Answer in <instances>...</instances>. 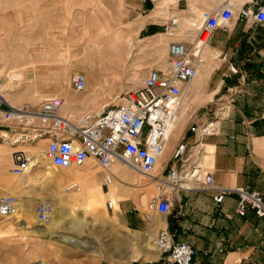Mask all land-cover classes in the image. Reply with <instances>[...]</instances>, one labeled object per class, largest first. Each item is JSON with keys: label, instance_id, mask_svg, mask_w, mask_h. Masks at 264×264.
<instances>
[{"label": "crops", "instance_id": "obj_1", "mask_svg": "<svg viewBox=\"0 0 264 264\" xmlns=\"http://www.w3.org/2000/svg\"><path fill=\"white\" fill-rule=\"evenodd\" d=\"M0 1L3 12L0 60L4 61V66L0 68L14 67L17 57L28 58V62L20 67H26L28 71L27 68L34 66V79L24 88L29 91L22 99L28 98L29 101L23 102L33 101L36 96H39L38 102L30 103L59 97L64 101L63 112L74 108L67 113L70 116L84 108L92 114L97 109V102L90 93L83 95L88 102L86 99L77 102L79 92H75L71 84L75 72L81 71L86 80H90L91 68L75 62L73 58L76 45L90 38L95 43L99 41L94 45L99 48H87L100 57L95 62L98 65L92 66L90 54L81 60L95 68L98 74L95 83L99 87L104 85L99 67L104 66L109 52L105 42L113 30L103 33L104 28H101L100 34L95 32L90 37L92 32L98 30L93 29L96 23L113 26L123 41H129L119 45L115 54L121 59L111 66L118 70L120 81L134 65L133 62L129 65L127 58L132 50L138 49L139 42L146 41L149 47L153 41H159L167 48L172 41L192 42L201 26L200 14L204 11L216 12L222 6L229 5L234 16L228 24L243 25L242 31L255 25L256 31L238 33L236 36L232 32L224 33L228 24L225 28H217L212 38L202 46L201 55L207 59L203 68L198 69L190 82L182 84L178 123L167 139L155 174L162 179L173 169L179 176L177 184H186L190 189L167 185L159 191L157 178L144 176L119 161L108 167L113 182L104 188V170L93 158H88L80 167L63 168V178L56 183L53 166L49 163L46 165L47 161L41 159L31 172L16 175L12 172V152L23 150L31 160L44 158L47 138H33L35 134L29 130L26 140L17 141L3 125L0 129V197L13 195L18 200L17 211L31 212V206L40 201H54V184L60 183L62 188L61 182L66 185L74 180L79 185L77 180L97 178L104 191V196H98L99 209L103 214L106 211L110 213L135 238L131 246L135 251L130 259L139 257L143 249L149 258L144 263L161 261L158 253L150 251V239L153 242L160 231L166 230L175 240L185 241L194 248L192 264H261L264 259V217H258L251 209H247L243 216L234 214L236 199L233 196H225L216 208L212 200L213 192L204 190L201 180H190L184 175L197 161L200 176L211 174L217 187L248 185L264 194V25L237 15L241 8L256 10L259 4H264V0ZM171 18L177 19L175 27L170 26ZM234 36L237 37L234 40H241L239 45L229 44ZM85 48L81 50L82 56ZM237 52L238 56H244L243 59L236 58ZM60 54L71 55L70 60L57 62ZM224 54L227 60L222 59ZM216 58H219V63L210 66V61ZM231 62L238 73L229 72L228 64ZM152 68H156L152 62L144 64L143 76L146 77L147 70ZM141 82L142 79L138 80L137 85ZM84 103L87 106L82 108ZM103 107L101 105L99 110ZM208 123H211L212 131L202 137L199 145H195L199 136L189 130L190 126L202 127ZM181 142L187 144L186 154L189 157V161L182 166L172 158L173 149ZM67 171L75 174L72 176ZM56 189L60 190L58 187ZM42 191H50L53 196H41ZM160 193L169 200L170 211L165 214L149 212L147 204ZM81 197L87 199L89 196ZM108 202H111L110 208ZM147 213L150 214L148 220L145 219ZM229 214L232 218L228 217ZM18 215L21 216V212Z\"/></svg>", "mask_w": 264, "mask_h": 264}, {"label": "built area", "instance_id": "obj_2", "mask_svg": "<svg viewBox=\"0 0 264 264\" xmlns=\"http://www.w3.org/2000/svg\"><path fill=\"white\" fill-rule=\"evenodd\" d=\"M238 17L264 25V4L256 10L241 8ZM234 16L231 6L224 5L216 12L204 11L200 14L201 26L192 42L172 41L167 48L165 70L152 68L142 80L140 86L129 90L112 106H105L94 114L86 113L78 118H71L63 112L64 101L59 97H48L39 103L22 102L13 104L0 93V124L4 125L15 140H26V132H34L33 138H47L44 159L56 168L80 167L88 158H93L104 170L102 186L107 188L113 182L108 167L119 161L140 174L157 178L158 190L171 185L188 190L186 184L178 183V173L171 169L165 178H158L156 164L163 155L168 135L174 128L179 116V104L182 84L190 82L203 65L202 46L213 36L214 31L225 28ZM176 18H171L170 26L175 27ZM222 59L227 60L224 54ZM231 74L238 69L231 62L228 64ZM75 92L86 88V76L75 72L71 79ZM190 131L199 136L195 145H199L203 136L208 135L211 123L202 127L190 126ZM201 149V147H200ZM187 144L178 143L172 152V158L180 165L187 163ZM13 168L16 175L25 173L30 167L31 158L23 150L12 152ZM193 166L184 175L188 179L201 180L204 190L213 192L214 206H220L225 196L236 199L234 214L243 216L251 209L258 217H264V194L251 189L248 185L234 188H220L214 184L211 174L202 177L199 164ZM1 164V159H0ZM79 185L73 180L65 185L64 193L78 191ZM18 200L13 195L0 197V218L9 217L17 212ZM111 207V202H108ZM149 212L168 213L170 202L161 193L147 204ZM36 221L43 225L53 215V206L48 201H40L34 206ZM150 214H145L148 220ZM232 218V215H228ZM153 244L159 255L166 256L173 264H192L194 248L185 241L175 240L171 234L162 230L154 238ZM261 264H264L262 259Z\"/></svg>", "mask_w": 264, "mask_h": 264}, {"label": "rangeland", "instance_id": "obj_3", "mask_svg": "<svg viewBox=\"0 0 264 264\" xmlns=\"http://www.w3.org/2000/svg\"><path fill=\"white\" fill-rule=\"evenodd\" d=\"M1 5L2 1H0V6ZM2 17L3 12L0 7V48L2 47L1 34L3 32ZM101 28H104L103 33L104 31L108 33V31L113 30L111 34L115 33L119 36L118 40L120 41V44L122 42H125L122 40V37L116 31H114L113 26H110L109 24L108 26H103L96 23L93 26V29L98 30L92 32L90 34V37L93 36L92 34H94L95 32H98V34H100L102 31L100 30ZM243 28V25L238 24L233 26L232 23H230L228 24L224 33L226 34L228 32H232L236 36V34L238 33L247 34L256 31L255 25L249 27L247 31H242ZM111 34H109L108 36H112ZM235 36L232 37V40L229 41L230 45H234L235 43L239 45L241 43V40H234L237 39V37ZM240 37L241 39H243V36ZM91 40L92 39L90 38L89 41L82 42L80 45H76L75 55L73 56V58L75 62L88 65V67L91 68L92 72L90 80L87 81L86 90L77 93V102H79V99H86L85 97H83V95L87 96V94L90 93L92 99L97 102V109L95 110V112L99 110L101 105L108 104V106H112L117 104L120 101V97L123 96L124 93L129 90H134L138 88L140 86V84L137 85L138 80H143L145 78L142 73V67L147 62H152V64H154V67L159 68L161 70H165L166 68L167 45L159 44V41H153V45H149L148 47L146 41L139 42L140 45L138 49L132 50V52H130V55L127 58L128 64L131 65L133 62L134 65H131V70L129 71V73L125 74L124 80L120 81V74L118 73V70H116L115 67L111 66L114 65L116 60L120 61L121 57L115 54L118 52V49L114 50L107 46L109 49V57L104 60V66L103 64H101L103 68L99 67L102 69L104 85L99 87V84L95 83V79L98 77V74L95 72V68H92L90 63H86L81 60L83 57H85V55L90 54V58L92 59L93 65H98L95 62L100 57L94 55L91 51L87 50L89 46L90 48H99L96 46H92V42H94V40ZM100 42L103 43L102 40ZM125 43H129V41H126ZM133 45L135 44L133 43ZM83 48L86 49L84 56L81 55V50H83ZM238 53L239 52H237L236 58L243 59L244 56H238ZM70 57L71 55L67 56L60 54L56 59L57 62L61 63L65 62L68 58L70 60ZM204 60L206 62L207 59ZM219 61V58L212 59L210 61V66H216ZM27 62L28 58L24 59L23 57H17L14 67H20L21 65ZM1 66H4L3 60H0V67ZM6 69L7 68H0V77L4 79L3 80L1 78L0 83L6 81ZM25 69L26 68L23 69V72L26 71ZM33 69L34 68L32 67L27 68L28 71H26V74H24L20 86H18L17 89L14 87V90L8 92L9 94H12L13 97H19V100H17L16 102L21 103L23 101H29L28 98L22 99L23 97H21L20 94L27 93L29 91L24 88H26L28 82L31 83V81H33ZM147 71L148 74L149 69ZM105 84H107V86H105ZM112 85L113 87H110ZM38 98L39 96H36L35 100L33 101L38 102ZM88 101L89 100L86 99V102ZM86 106L87 105H85L84 103V106H82V108ZM73 109L74 108L71 107L69 111H72ZM68 112L64 113L67 114ZM86 113L91 112H89V109L84 108L79 113H72V116H70L69 114L67 115L71 118H78ZM2 126L3 124H0V129L3 128ZM46 163V165H48V162ZM52 168L55 171L54 182H60L63 178V168ZM33 169L34 167H32V170ZM44 169H42V171ZM143 178L147 180L146 177ZM61 183L62 188L60 187V183H58L59 185L54 184V198H58V196H65L64 198H66L75 192L72 191L69 193H64V182ZM56 187H58L60 190H57ZM80 189L81 190H79V192L77 193L83 191L81 186ZM41 196L53 195L50 191H42ZM48 202L54 205V214L51 220L43 225L38 224L36 222L35 214L33 212L34 205L31 206V212H27V210L23 212L21 211V209H19L14 215L0 218V264H144V262H148L149 258L146 257L147 255L145 254V250L143 249L140 250L139 257L135 259H130V255L132 254V252L135 251L131 247L135 238L132 236V234L125 231L120 226L119 221L113 216H111V214L107 211L104 213L105 215L100 218L95 217L89 212L84 213V211L82 210H73L66 208L58 212L56 210V203L54 204L55 201L48 200ZM19 212H21V217H24V223L23 221H17L18 217L20 216L18 215ZM24 224H27L26 227L28 228H26ZM40 227L43 228V231L39 230ZM14 244L21 246L22 250H25L24 253H21L20 250L10 249V246H13ZM150 249L152 253H158L152 242V238L150 239ZM160 256V260L162 262L164 261L165 263L168 262L167 264H173L168 260L166 256ZM152 259L153 258H151V260Z\"/></svg>", "mask_w": 264, "mask_h": 264}, {"label": "bare ground", "instance_id": "obj_4", "mask_svg": "<svg viewBox=\"0 0 264 264\" xmlns=\"http://www.w3.org/2000/svg\"><path fill=\"white\" fill-rule=\"evenodd\" d=\"M111 35L112 36H108V38L106 39V45L108 47L114 49V50L118 49L119 45H120V41L118 40L119 36L115 35V34H111ZM96 42L99 43L98 40ZM94 45H97V44L95 42H92V46H94ZM106 56L109 57V54H107ZM202 58H203V56H202ZM90 61L92 63V66H95V65H93V62H92L91 58H90ZM204 63H205V60H204ZM204 63L200 67V69L203 68ZM33 67L34 66H32V68ZM24 68H26V67H11V68H7L6 69V74H7L6 75V81L0 83V93L2 94V96L4 98H6L8 101L10 100L13 103H19V102H16L17 100H19V97H15V96L13 97V95L9 94L8 92L14 90V87L17 89L18 86H20L21 81L23 79V76H24V74H26V72H23ZM33 79H34V73H33ZM32 83H33V81H32ZM24 94H26V93H21L20 96L23 97ZM104 105H106V104H104ZM104 105H102V107ZM176 124L174 125V128L172 129V131L168 135L169 136L167 138L168 140H169L170 136L174 133V130L176 128ZM39 159L46 161L44 158H34V159H32L31 162H30V166H29L30 168L26 171L27 173L31 172L32 167L39 163L38 162ZM158 164H159V161L156 164L155 173L158 170ZM67 172L69 174H71L72 176H73V174H75V173H73V171H67ZM77 181L80 184V186H81L83 191L80 192V193H77V192H79V190H81L80 187H79L78 191H75L74 193H72L70 196H68L66 198H64L63 196H61V197L58 196V198H54V201H55L54 204L56 203V206H57L56 210L58 212H60L61 210L68 208V209H73V210H82V211H84V213L89 212L90 214L94 215L95 217H99V218L104 216V214L102 213L101 209H99L100 202H99V199H98L99 197L98 196H104V191L102 190L100 180H98L97 178H89V177H87L86 180H81V181L77 180ZM110 188L112 189L113 185H111ZM81 196H89V197L87 199H85V198H82ZM23 218L21 216H19L17 221H23V223H24V219ZM24 226L26 227L27 224H24ZM26 228H28V227H26ZM39 230L43 231V228L40 227ZM17 246L18 245L14 244L13 246H10L11 247L10 249H12V250H20L21 253H24L25 250L23 251L21 246H18V247Z\"/></svg>", "mask_w": 264, "mask_h": 264}, {"label": "trees", "instance_id": "obj_5", "mask_svg": "<svg viewBox=\"0 0 264 264\" xmlns=\"http://www.w3.org/2000/svg\"><path fill=\"white\" fill-rule=\"evenodd\" d=\"M144 264H164V263L162 261H157V262L144 263Z\"/></svg>", "mask_w": 264, "mask_h": 264}]
</instances>
